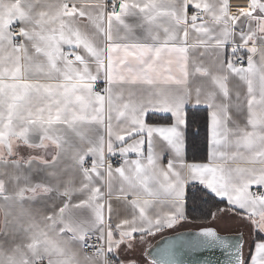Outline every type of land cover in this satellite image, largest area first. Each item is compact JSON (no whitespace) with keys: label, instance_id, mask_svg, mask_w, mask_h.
Segmentation results:
<instances>
[{"label":"snow or ice","instance_id":"1","mask_svg":"<svg viewBox=\"0 0 264 264\" xmlns=\"http://www.w3.org/2000/svg\"><path fill=\"white\" fill-rule=\"evenodd\" d=\"M0 264H264V0H0Z\"/></svg>","mask_w":264,"mask_h":264},{"label":"water","instance_id":"2","mask_svg":"<svg viewBox=\"0 0 264 264\" xmlns=\"http://www.w3.org/2000/svg\"><path fill=\"white\" fill-rule=\"evenodd\" d=\"M205 256H214L217 259H224L223 255L219 252L216 253H205V252H200V253H193L191 254V258L193 259H199V258H203ZM189 257H185V259H188Z\"/></svg>","mask_w":264,"mask_h":264},{"label":"trees","instance_id":"3","mask_svg":"<svg viewBox=\"0 0 264 264\" xmlns=\"http://www.w3.org/2000/svg\"><path fill=\"white\" fill-rule=\"evenodd\" d=\"M190 119L192 120V126L190 129V139L195 140V137L191 134L195 132L196 127L199 125V120L195 116H191Z\"/></svg>","mask_w":264,"mask_h":264}]
</instances>
